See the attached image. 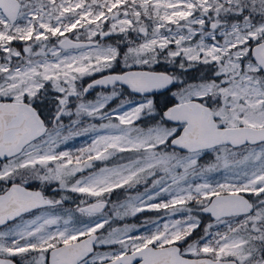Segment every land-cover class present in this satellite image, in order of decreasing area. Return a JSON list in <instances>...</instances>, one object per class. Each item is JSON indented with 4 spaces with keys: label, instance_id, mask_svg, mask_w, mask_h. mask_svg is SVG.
Listing matches in <instances>:
<instances>
[{
    "label": "snow or ice",
    "instance_id": "6c2138e0",
    "mask_svg": "<svg viewBox=\"0 0 264 264\" xmlns=\"http://www.w3.org/2000/svg\"><path fill=\"white\" fill-rule=\"evenodd\" d=\"M125 93L141 99L110 108ZM146 211L164 215L110 226ZM15 257L264 264V0H0V264Z\"/></svg>",
    "mask_w": 264,
    "mask_h": 264
},
{
    "label": "trees",
    "instance_id": "16d2710c",
    "mask_svg": "<svg viewBox=\"0 0 264 264\" xmlns=\"http://www.w3.org/2000/svg\"><path fill=\"white\" fill-rule=\"evenodd\" d=\"M110 42V41H109ZM52 43H55V40L52 41ZM15 47L17 48H22L23 45L22 43H15L14 44ZM122 70H125V68H123L122 65H116L115 66V72H120ZM156 70H165L164 69V66H161V67H157ZM168 70H171V66H168ZM98 75V74H97ZM192 75H199V73H192ZM94 93V92H93ZM54 91L52 89H49V96H48V99L49 101L53 100L54 99ZM153 99L156 100L157 102V105L159 108H162L167 102H169L172 98H171V92L170 91H167V92H163L162 94H157L155 95L154 97H152ZM124 100V99H130V100H139L141 99V97H138V96H132V97H129L127 95V93H125V96L121 97L120 99L110 103V105H115L116 103H119L121 100ZM42 109L44 110L45 112V115L48 114V110L50 108L53 107V105L51 103H49L47 106L45 105H42L41 106ZM89 123L88 120L87 122H85V124ZM140 126H145L147 125L148 123H150V121H147V120H144V121H140V122H137ZM214 154L209 152L207 154H205L203 156V158L199 161V163L201 164H207V163H210V162H213L214 160ZM31 187L33 188H41V185L39 184L38 181H33L31 182ZM52 187H55V185H52ZM51 188H48V187H45L44 190L47 194H50L51 196L54 195V193L50 190ZM140 191L142 190V188L139 189ZM70 195L71 198L65 202L64 205L66 206H69V207H75L76 204L79 203V201L81 199H84V197H82L81 195L79 194H75V193H61V195ZM127 195V193L125 192V190H122V189H118L116 190V192H114L111 196V201L113 202H116V201H122L125 196ZM56 198H59V196H57ZM91 200H89L90 202ZM107 212L110 213L111 209L109 207V209L106 210ZM164 215V213L161 211V212H155V211H146V212H143V213H139L135 216V219L136 221H133L132 219L130 218H125V220H118V218H113V220L111 221V227H122L123 225L125 224H129V225H142L145 221H150V220H153V219H156L158 216H162ZM207 219L204 220L205 223ZM108 228V226H106V229ZM104 231V230H102ZM203 232H202V228L200 230H198V232L192 237V238H198L200 235H202ZM99 251V248L97 249Z\"/></svg>",
    "mask_w": 264,
    "mask_h": 264
},
{
    "label": "rangeland",
    "instance_id": "374dc122",
    "mask_svg": "<svg viewBox=\"0 0 264 264\" xmlns=\"http://www.w3.org/2000/svg\"><path fill=\"white\" fill-rule=\"evenodd\" d=\"M97 75V74H96ZM92 77H85L82 81H80L78 83V88L81 87V86H85L86 82ZM102 91V90H101ZM100 92V91H94V93H90L86 98L88 100H95L96 98V95L97 93ZM123 100V99H122ZM125 100V99H124ZM121 102V101H120ZM119 103H116L115 105H110V108H115L117 107V105L120 104ZM87 122V120L85 121ZM89 123H95V124H100V123H106L107 121H100L98 119H89L88 120ZM64 123L67 125L69 123V118L68 117H65L64 118ZM140 126V125H139ZM90 140H91V135L90 134H85V135H80V136H74L72 139L68 140L65 144H61L60 145V149L59 150H76L78 148H80L81 146H85L87 143H90ZM214 156V155H213ZM101 166V165H100ZM33 182V181H32ZM142 188V187H141ZM52 191V188L50 189ZM143 191V188L142 190ZM134 194V193H133ZM67 195V194H65ZM71 198L70 195H67ZM91 202V201H90ZM64 208L66 209H71V208H74V207H69V206H66V205H63ZM150 212V211H149ZM143 213V212H142ZM139 214V213H138ZM26 218H30V217H26ZM115 218V217H114ZM126 218V217H125ZM122 219V220H125ZM127 218H130L132 219L133 221H136L135 219V216H128ZM118 220H121L118 218ZM138 220V219H137ZM207 222V221H206ZM124 226V225H123ZM122 226V227H123ZM193 240L194 239H197V238H192ZM112 250L111 247H108V246H105V247H101L99 248V251H110Z\"/></svg>",
    "mask_w": 264,
    "mask_h": 264
},
{
    "label": "water",
    "instance_id": "95a60500",
    "mask_svg": "<svg viewBox=\"0 0 264 264\" xmlns=\"http://www.w3.org/2000/svg\"><path fill=\"white\" fill-rule=\"evenodd\" d=\"M125 70H128V69H125ZM132 70H137L136 68H133ZM157 71H161V70H157ZM118 73V72H117ZM105 75L106 74H108V73H104ZM98 78H100V75H97V76H94V77H92V78H90L87 82H86V85H87V83H90L91 82V80L92 79H98ZM85 85V86H86ZM138 96V95H137ZM30 190H39L38 188H30ZM91 202H93V201H91ZM16 264V263H15ZM134 264H137V262H134Z\"/></svg>",
    "mask_w": 264,
    "mask_h": 264
},
{
    "label": "flooded vegetation",
    "instance_id": "af4514ba",
    "mask_svg": "<svg viewBox=\"0 0 264 264\" xmlns=\"http://www.w3.org/2000/svg\"><path fill=\"white\" fill-rule=\"evenodd\" d=\"M101 90H102V89H95V90H92L91 93L94 92V91H101ZM99 166H100V164L97 163V167H99ZM32 188H33V187H32ZM44 191H45V190H44ZM45 195L51 197V195H50V194H47L46 192H45ZM26 217H27V216H26ZM13 259H14V261H15L16 264H21V261H20V258H19V257H15V258H13Z\"/></svg>",
    "mask_w": 264,
    "mask_h": 264
}]
</instances>
